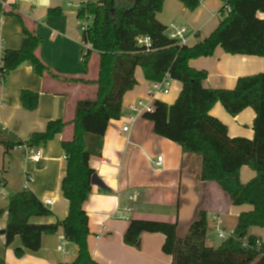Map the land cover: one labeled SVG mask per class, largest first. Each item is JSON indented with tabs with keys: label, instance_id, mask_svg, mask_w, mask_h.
<instances>
[{
	"label": "crops",
	"instance_id": "obj_1",
	"mask_svg": "<svg viewBox=\"0 0 264 264\" xmlns=\"http://www.w3.org/2000/svg\"><path fill=\"white\" fill-rule=\"evenodd\" d=\"M164 1L162 10L157 14L158 21L169 30L187 28L189 47L209 37L218 28L219 12L226 4L224 0H202L196 10L190 11L179 0ZM8 2L10 7L0 23V48H21L23 23L29 32L40 37L36 54L57 76L54 78L48 73L40 76L32 65L26 63L12 71L0 88V137L3 133H12L27 141L32 133L45 131L52 120L63 118L70 123L75 117L79 99L96 98V85L82 80L94 81L98 78L99 55L93 53L88 69L81 67L79 0ZM50 10L61 12L50 15ZM259 17L263 20L264 14H259ZM189 64L208 73L204 85L213 90H233L240 78L264 73V57L230 55L221 48L213 56L194 59ZM135 76L138 84L124 96L121 118L109 123L102 155L90 160V166L110 189L105 191L93 186L85 203L90 228L88 246L98 264L172 263L171 256L162 250L165 242L163 234L144 233L135 246L124 243V235L133 219L177 222L178 237L183 238L201 208L208 211L209 222L212 220L210 231L213 229L215 234L219 224L225 232L234 230L238 216L253 209L250 205H230L227 194L217 183L203 182L200 178L201 158L196 154L183 153L178 144L157 136L153 123L144 119V115L139 116L135 123H129V117L134 114L132 106L139 101L154 104L159 100L172 105L177 101L183 85L172 80L168 94L151 100L148 96L151 82L145 79L140 67L136 69ZM65 78L80 81L65 82ZM25 90L39 94L38 107L34 111L24 109L22 105L21 93ZM211 115L228 127L231 138H254V109L247 108L232 116L221 103H216ZM125 126H129L128 132L123 131ZM72 138L73 125L69 124L53 140L37 147L42 153L38 163L28 161L25 146L7 151L0 144V210L4 211L0 219V256L6 264H71L76 260L78 248L65 239L63 229L44 235L39 251L25 250L21 257L15 252L22 247L20 237L7 246L5 233H1L8 226L10 196L25 188L43 203L45 200L53 201L47 206L52 215L34 217L32 223H56L66 218L69 202L63 196L62 180L68 162L62 143ZM158 156H163L161 166L155 165ZM255 176L256 172L247 166L240 171L244 184ZM134 194L138 198L130 201L129 196ZM125 205L132 207L127 214L129 219L122 218L119 212V208ZM252 234L264 241V228H253Z\"/></svg>",
	"mask_w": 264,
	"mask_h": 264
},
{
	"label": "trees",
	"instance_id": "obj_2",
	"mask_svg": "<svg viewBox=\"0 0 264 264\" xmlns=\"http://www.w3.org/2000/svg\"><path fill=\"white\" fill-rule=\"evenodd\" d=\"M125 1L94 0L82 4L78 11L80 20L91 17L82 40L95 48L80 63L81 67L88 69L93 53L99 55L98 78L82 80L96 85V98L79 99L70 123L63 118L52 120L45 131L32 133L27 141L12 133L1 134L0 144L9 151L46 145L69 124L73 125L72 140L62 143L68 162L62 180L63 196L69 202L66 218L56 223H32V218L47 217L52 212L25 188L9 198L6 245H12L20 237L22 247L15 252L21 257L25 250L39 251L44 235L63 229L65 239L78 248L77 258L71 264H98L88 246L90 228L85 210L95 174L90 160L102 155L109 123L121 118L124 96L138 84L135 73L140 67L148 82L158 83L168 77L183 84L172 105L156 100L154 109L143 114L144 119L153 123L155 134L178 144L183 153L198 155L202 160L201 180L217 183L227 194L230 205H250L253 209L238 216L236 234L218 247L206 244L210 223L204 208L199 210L183 238L178 237L177 222L133 219L124 235V243L135 246L142 234L160 233L165 236L162 250L171 256V264H264V241L252 234L253 228H264V73L240 78L233 90H213L204 85L208 73L189 64L191 60L213 56L218 48L230 55L264 57V19L259 17L264 14V0H224L226 4L219 12L218 28L193 47L180 45L170 37L169 28L158 21L157 14L164 0H135L132 7H126ZM179 1L186 9L194 11L202 0ZM228 7L230 13H227ZM60 12L50 10L49 14ZM22 26V46L17 50H4L0 78L7 79L12 71L26 63L32 65L38 75L48 73L56 78L36 54L40 37L29 32L23 23ZM145 38L149 39V44H140L139 40ZM21 95L24 109L34 111L38 107V93L25 90ZM216 103H221L232 116L247 108L254 109V138H231L228 127L211 115ZM245 166L256 172L246 184L240 179V171ZM3 214L0 210V219ZM0 264H6L1 256Z\"/></svg>",
	"mask_w": 264,
	"mask_h": 264
},
{
	"label": "built area",
	"instance_id": "obj_3",
	"mask_svg": "<svg viewBox=\"0 0 264 264\" xmlns=\"http://www.w3.org/2000/svg\"><path fill=\"white\" fill-rule=\"evenodd\" d=\"M94 0H79L80 2V6L82 4H86V3H90L93 2ZM10 7L8 0H0V23L2 22V19L7 11V9ZM231 9L228 7L227 8V13H230ZM81 21H85V23H82L80 26V30L83 32H85L89 26V24L91 23V17H86L84 20ZM188 29L187 28H181V29H173L170 30V37L173 39L178 40L180 45H187L188 43ZM139 43L142 44H149V39L145 38V39H140ZM81 56H80V61L82 62L84 60V58L87 56V54L90 51H93L95 48H93V45L89 42H85L82 40L81 42ZM3 56H4V50L2 48H0V65L3 64ZM5 78H0V88L2 87L3 83H4ZM171 82L172 80L168 77H166L162 82H158V83H151L150 89L148 91V96L151 100L155 99L156 97H158L159 95L162 94H168L170 91V86H171ZM154 109L153 104H147L144 103L143 101H139L136 105L132 106V111L134 112L133 115H131L129 117V123H135L138 119L139 116L143 115L146 112H151ZM129 130V126H125L123 128V131L128 132ZM26 148V154H27V159L28 161H33V162H41L42 159V153L40 151V149H38L37 147H27ZM163 162V156H158L155 162V165L157 166H161ZM137 194L131 195L129 196V200L130 201H135L138 197ZM53 201L52 200H45L44 201V205L45 206H50L52 205ZM132 211V207L125 205L119 208V212L122 213L121 216L124 219H129L128 217V213ZM217 234L218 237L226 240L228 238H230L231 236H234V230L230 231V232H225L222 228H221V224H219V226L217 227Z\"/></svg>",
	"mask_w": 264,
	"mask_h": 264
},
{
	"label": "rangeland",
	"instance_id": "obj_4",
	"mask_svg": "<svg viewBox=\"0 0 264 264\" xmlns=\"http://www.w3.org/2000/svg\"><path fill=\"white\" fill-rule=\"evenodd\" d=\"M134 3H135V0H127V1H125V6H126V7H132V6L134 5ZM119 4H120L121 6H123V5L120 3V1H119ZM82 23H85V21H82ZM94 53H95V52H94ZM211 222H212V220H211ZM211 222H209L210 225H211ZM222 241H223V239L219 238V237L217 236V234L214 233V230L211 229V231H210V233H209V235H208L207 244H208V245H213V246H218V245L221 244Z\"/></svg>",
	"mask_w": 264,
	"mask_h": 264
},
{
	"label": "water",
	"instance_id": "obj_5",
	"mask_svg": "<svg viewBox=\"0 0 264 264\" xmlns=\"http://www.w3.org/2000/svg\"><path fill=\"white\" fill-rule=\"evenodd\" d=\"M93 180H91V183L93 186H96L102 190H105V191H109V187L104 183V181L98 176V174H94V176L92 177ZM2 234L5 233V231H2L1 232Z\"/></svg>",
	"mask_w": 264,
	"mask_h": 264
}]
</instances>
